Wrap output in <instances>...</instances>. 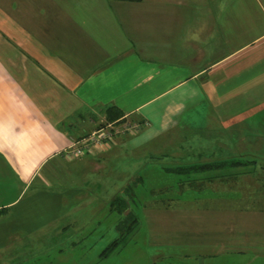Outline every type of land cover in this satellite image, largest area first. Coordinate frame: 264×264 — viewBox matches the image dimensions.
Instances as JSON below:
<instances>
[{"label":"crops","instance_id":"1","mask_svg":"<svg viewBox=\"0 0 264 264\" xmlns=\"http://www.w3.org/2000/svg\"><path fill=\"white\" fill-rule=\"evenodd\" d=\"M109 107L144 125L104 150L66 160L72 141L108 123ZM149 145L156 155L141 156L140 148ZM162 147H176L178 154H164ZM122 160L131 167L119 168ZM164 160L173 163L157 167ZM259 163L264 0H0V226L12 231L11 239L0 241L32 242V235L40 243L46 237L111 240L141 199L140 189H131L124 213L113 208L117 195L129 200L128 180L182 173L184 184L175 187L180 192L151 188L157 197L143 211L148 205L155 212L184 210L201 201L252 213L247 257L184 254L185 264H264ZM169 215L152 214L151 225L157 228ZM215 219L205 227L218 243L225 224Z\"/></svg>","mask_w":264,"mask_h":264},{"label":"rangeland","instance_id":"2","mask_svg":"<svg viewBox=\"0 0 264 264\" xmlns=\"http://www.w3.org/2000/svg\"><path fill=\"white\" fill-rule=\"evenodd\" d=\"M156 148L157 147L153 145L144 146L140 148L139 154L141 156H155L158 152ZM177 149L176 147H162L160 151L164 154L175 151L176 153H173V155H175L178 154ZM167 162L168 160H164L156 165H158L157 167H169L168 165H172L173 163L171 160V163ZM150 164L151 163H148L147 165L151 166ZM125 165H129V168L131 167L130 163L122 160V164H119V168ZM258 165L264 166V163H259ZM107 170H109V167ZM145 173L146 171L144 174ZM150 174H152V172L149 173V175ZM159 174L161 176H159ZM114 180L119 181L117 178L111 179V181ZM184 181L182 173H177V176L175 174V177H169V174H167L166 178H163L162 174L158 173L157 177L152 176V178L142 179L140 182H137L136 179L128 180L127 187L130 186L133 191H135V188H139L141 192V199L134 202V205H132L133 210H131L134 215L138 216L139 220L137 219V223L133 229L131 228L129 230L124 222V247L119 250L117 249L118 251L115 250L109 253V255H105L101 259H99V255L102 254L104 249L107 248L118 235L111 240H107L108 237H97L95 241L90 239L88 242L83 240V242L80 243H69L66 242V240L58 242L54 237H46V241L40 243L38 240L40 237L39 235H32V242L24 243H19L18 241L10 242L9 240L3 239L0 241V264H57L59 261L58 264H144L145 262L162 264V261L170 264H185L183 261L184 254H245L247 257L248 252H250L248 241H251V237L247 236L251 234H249L250 232H248L246 224H248L249 216L252 215V213L249 214L250 210L233 214L236 211L230 210L233 204H230V208L227 209V204H229L227 202H222V205L218 204V207H216L211 206L209 202L199 201L200 203L194 204L191 208H184V210L182 208H180V210H177V208H166L155 212L153 209L148 208V205L146 211H143L142 208L145 206L144 204L153 197H157L156 195H150L149 190L151 188L174 186V193H178L180 191L176 188L182 187ZM132 183H134V186H132ZM125 193H127V190ZM263 204L261 206H264ZM195 206L197 207L195 208ZM241 207L243 206L241 205ZM254 207H258V205ZM221 208H223V211H221ZM258 211L264 215V209ZM152 214H158L160 218H165L164 214H170V220L163 222L161 219L160 226L154 228V226L151 225L153 221L150 219L152 218ZM231 214H233L231 216L233 220L226 219V216ZM101 215H104V213H101ZM215 217L218 219V222L224 219L225 224L223 227V236L219 237L221 240H219L218 243L216 242L215 231L212 233L209 230V228L212 227H205L206 224L210 225L216 223ZM212 218L215 220L211 221ZM189 220L192 226L186 227V223ZM238 221H240L243 226H236ZM105 229H108V222L106 223ZM192 230L198 231V235L189 239V236L185 232H190ZM204 230H206L207 233ZM226 230L229 231V233H227ZM218 231L220 234L221 228H218ZM7 232L8 227L0 226V238L4 237L11 239L10 234L12 231L8 232V236H5ZM258 238L262 239L264 236ZM57 249L62 250L61 254H55ZM251 250L253 249L251 248ZM156 254L158 255L155 256ZM160 257H166V259L163 258L164 260L160 261ZM241 263H243L242 260L240 261V264Z\"/></svg>","mask_w":264,"mask_h":264},{"label":"built area","instance_id":"3","mask_svg":"<svg viewBox=\"0 0 264 264\" xmlns=\"http://www.w3.org/2000/svg\"><path fill=\"white\" fill-rule=\"evenodd\" d=\"M144 124L122 116L119 119L102 124L96 130L79 140H74L64 150L66 160L80 158L86 154H94L116 143L117 137L122 135H136Z\"/></svg>","mask_w":264,"mask_h":264},{"label":"trees","instance_id":"4","mask_svg":"<svg viewBox=\"0 0 264 264\" xmlns=\"http://www.w3.org/2000/svg\"><path fill=\"white\" fill-rule=\"evenodd\" d=\"M113 1H121V2H140L141 0H113ZM122 113L113 107H109L106 110V121L107 122H111L114 120H117L119 117H121ZM132 186H134V183H132ZM127 197H129V200H126L123 196L117 195L115 198H113L112 200V206L113 208H115V210L119 213V214H123L124 211L127 209L128 207V202L130 201L131 197V188L130 186L127 187ZM4 211V210H3ZM3 212L0 211V215ZM136 217L131 213L128 212L127 215H125L117 224L116 229L119 232L118 233V237H116L108 246L107 248L104 249V251L102 252V255L105 256L119 248H121L125 243H124V236L125 233L123 232V226H124V222H125V226L129 229H133V227L135 226L136 222Z\"/></svg>","mask_w":264,"mask_h":264}]
</instances>
